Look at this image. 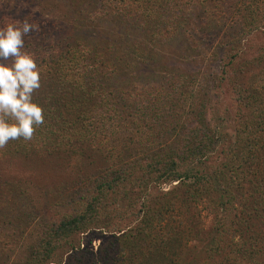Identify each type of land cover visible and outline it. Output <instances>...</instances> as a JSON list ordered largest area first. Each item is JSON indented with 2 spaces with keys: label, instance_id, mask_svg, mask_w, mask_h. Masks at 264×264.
<instances>
[{
  "label": "trees",
  "instance_id": "1",
  "mask_svg": "<svg viewBox=\"0 0 264 264\" xmlns=\"http://www.w3.org/2000/svg\"><path fill=\"white\" fill-rule=\"evenodd\" d=\"M89 7L82 17L70 4L60 23L38 27L39 37L13 32L1 49L11 63L0 61V162L71 160L67 152L96 141L91 149L102 145L106 164L76 210L14 244L12 264H264V48L255 59L244 50L264 36V0ZM198 15L225 37L204 47L191 41L174 55L173 39L196 38L185 29ZM77 25L102 30L86 40ZM121 29L133 37H104ZM201 48L204 64L186 69V54ZM142 78L153 83L133 97ZM221 85L235 106L231 134L218 115ZM106 226L115 233L105 244L81 248L80 237Z\"/></svg>",
  "mask_w": 264,
  "mask_h": 264
},
{
  "label": "rangeland",
  "instance_id": "2",
  "mask_svg": "<svg viewBox=\"0 0 264 264\" xmlns=\"http://www.w3.org/2000/svg\"><path fill=\"white\" fill-rule=\"evenodd\" d=\"M94 1L0 0V61H3L4 64L11 63V59L7 55H1V49H3L5 41L11 38L13 32L18 34L21 31H26L37 38L39 37L38 27H49L46 22L60 23L59 19H61L63 12L67 11L70 4L77 5L78 9L82 11V17H86V12L88 10L92 11V8L89 6ZM77 26L78 28L75 29L74 33H77L80 37L83 35L86 40L102 30V28L96 26L90 28H86L85 25L80 28L79 25ZM200 26L207 31L203 36H200V33H198ZM185 30L195 31L192 33L196 38L183 35V37L173 39L174 41L170 46L173 47L174 55L185 54L182 48L191 41L204 47L205 44L209 43L217 44L221 37H225L222 31H218L215 23L210 22L207 18L205 20L200 19L199 15L196 21L191 20L189 27ZM124 31L122 29L118 30L117 32H122L120 34L113 31L111 33L104 32V37L107 40L109 37H114L116 42L119 41V36L125 39L133 37L130 32L125 33ZM58 32L61 33V29ZM85 32L87 34H84ZM184 39L188 40V42H185ZM260 48H264V36L258 34V36L251 38V40L248 39L244 44V50L248 52L246 58H258ZM199 52H203L202 55L204 56L205 51L202 48L200 51L192 49L186 54L189 56V62H192L187 64L188 66H184L186 69L198 70L200 69L199 66L204 64L200 63V61L198 62V59L201 60L202 58ZM168 64L172 67H178V64L173 59ZM146 67L147 69H144L151 73L148 66ZM150 69L152 70L153 68L151 67ZM152 74V80L161 82V79L156 77H160L162 73L154 71ZM243 78L246 79V77ZM140 80H135L133 84L134 86L135 84L137 85L132 90L131 94L133 97L139 93H145L153 83L150 79L142 78ZM18 83L17 79L12 81L14 86H17ZM23 83L19 88H23ZM29 85L31 84L27 82L24 84L26 88H29ZM228 90L227 85H221L219 89L220 96L218 102H220L222 108H225V111H218V115L223 118L225 117L226 131L231 134L232 128L229 127L231 124L228 125V123L234 119L235 106L233 105L231 93ZM33 92L38 93L39 88L36 91L33 90ZM127 93L130 95V92L127 91ZM127 93H123L124 99L133 98L132 96H128ZM94 142L87 147H83V149L80 148V153L79 150H77V153L72 151L67 152V156L71 154V160H68L65 155H60L62 160L41 157L26 160H3L0 162V264H12L17 254L14 244L20 242L22 237H30V234L34 230L33 228H37L42 223H57L64 214L71 213L77 209L80 197L85 195L91 187V184L89 185L87 182L90 176L97 174L106 167L104 148L99 144L96 149H91V146L95 145ZM73 149L76 148L74 147ZM210 161L212 166L216 164V155ZM25 184H29L30 187H23ZM23 192L27 193L24 194ZM208 221L209 219H207ZM22 225L24 226L22 230H18ZM111 226H106L105 229L93 230L85 234L84 237H80V241L83 243L81 248L83 250L96 251L99 244H105L109 236L115 233L111 230ZM114 228L116 229L115 226ZM10 235L13 237H10ZM197 245L196 249L199 250Z\"/></svg>",
  "mask_w": 264,
  "mask_h": 264
}]
</instances>
